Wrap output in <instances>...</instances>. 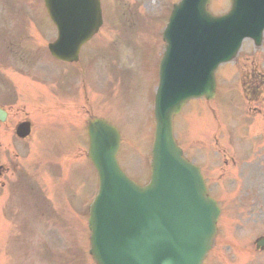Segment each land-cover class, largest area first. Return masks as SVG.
Returning a JSON list of instances; mask_svg holds the SVG:
<instances>
[{
  "label": "rangeland",
  "instance_id": "374dc122",
  "mask_svg": "<svg viewBox=\"0 0 264 264\" xmlns=\"http://www.w3.org/2000/svg\"><path fill=\"white\" fill-rule=\"evenodd\" d=\"M176 1L103 0L105 24L82 49L79 62L68 64L47 51L55 29L45 19L42 0H0V32L22 35L23 43L27 36L15 57L0 54V90L10 92L19 118L34 126L25 141L0 139V165L16 169L0 176V264H96L88 254L87 208L98 177L86 158L85 121L100 114L117 126L120 166L136 183L148 180L155 64L164 48L160 32ZM229 5L230 0H213L210 10L218 15ZM251 73L264 80V36L260 46L245 40L236 58L218 68L213 100L192 101L174 119L186 157L202 165L214 191L223 193L205 264H264V249L254 244L264 234V151L249 149L253 137L264 138L251 126L254 119L264 122V114L249 113L258 107L264 83L249 94ZM7 142L18 148L6 151ZM210 162L219 170H208ZM240 186L253 194L245 196ZM226 194L241 195L242 201L232 202Z\"/></svg>",
  "mask_w": 264,
  "mask_h": 264
},
{
  "label": "water",
  "instance_id": "95a60500",
  "mask_svg": "<svg viewBox=\"0 0 264 264\" xmlns=\"http://www.w3.org/2000/svg\"><path fill=\"white\" fill-rule=\"evenodd\" d=\"M211 0H179L163 30L154 101L150 180L139 185L120 168V134L102 118L87 123V156L99 189L89 206L90 254L97 264H201L220 213L207 195L199 168L182 156L173 116L196 97L215 94V70L231 60L245 38L260 45L264 0H231L214 15ZM57 27L51 55L75 61L81 45L102 23L100 0H44ZM264 247V236L257 241Z\"/></svg>",
  "mask_w": 264,
  "mask_h": 264
},
{
  "label": "flooded vegetation",
  "instance_id": "af4514ba",
  "mask_svg": "<svg viewBox=\"0 0 264 264\" xmlns=\"http://www.w3.org/2000/svg\"><path fill=\"white\" fill-rule=\"evenodd\" d=\"M23 37L24 36H22V35H16V34L9 33V32H0V54L5 55V56L15 57L16 47L23 43V42H20L21 40L24 39ZM26 40H27V36H26L25 41ZM25 41L22 44V47H24V48L26 47ZM250 75L252 76L253 80H252L251 85L248 86V88H251V90L249 91V94L253 95L259 89V84L264 83V80L262 78L259 81L257 77L252 75V73ZM261 76H262V74H261ZM3 78L4 77H2L0 75V84H4ZM259 94L260 95H258L256 98L257 102H258V107L250 108L249 113L259 114V115L264 114V108H262V106L264 104V88L261 91H259ZM0 109L5 112L4 120H2V121L0 120V124H7L8 125V127L0 128V139L4 140L6 142L7 137H9V139L15 138L19 141H24L27 137L19 138L16 135V128L20 122L27 120V118L25 116H23L22 118H19V116L17 115L18 112H15V107H13V105L11 104L10 92H2L0 90ZM251 126H252L253 131L260 132V133L264 134V122H261L258 124L257 122H255V119H254L253 123H251ZM6 132H8V133H6ZM257 137H261V136H256V138L253 137V144L249 148L252 154H255V149L257 147H260V149L264 151V138L262 139V141H260L259 138H257ZM2 146L5 148L6 151H10V150L15 151L18 148V146L12 144V142H7V144H3ZM11 167H12V165H10V164L0 165V176L2 174L3 175L6 174L10 170ZM12 168H14V167H12ZM209 169H213L216 171L219 170L217 167H213L211 162H210V165L208 167V170ZM223 173L221 171H219V176L222 175ZM204 176L207 179V184L209 186V189H211L213 192H215V194H214L215 197L219 199L220 198L219 196H223L222 192L217 193L216 191H214V186L213 185L211 186V183H210V180H213V179L208 178L209 176L207 177L205 171H204ZM219 176L217 179H215V181H216L215 186L216 187H217L219 181L222 179L221 178L219 180ZM260 176H263V178H264V173L260 174ZM239 189L241 190V192H244L245 188L243 186H240ZM251 195H252V193L247 191V194L245 196H251ZM240 196L238 194H234L233 198L242 201ZM245 199L252 201L251 198H245ZM219 201L222 203L221 199H219Z\"/></svg>",
  "mask_w": 264,
  "mask_h": 264
}]
</instances>
